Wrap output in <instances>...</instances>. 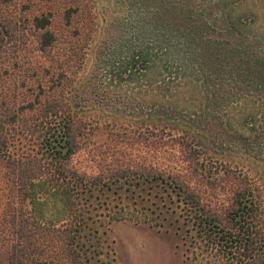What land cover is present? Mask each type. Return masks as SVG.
Instances as JSON below:
<instances>
[{
	"label": "trees",
	"instance_id": "1",
	"mask_svg": "<svg viewBox=\"0 0 264 264\" xmlns=\"http://www.w3.org/2000/svg\"><path fill=\"white\" fill-rule=\"evenodd\" d=\"M129 1L135 8L134 38L123 52L127 33L116 27L111 34V40L121 45L118 59L104 67L110 77L102 79V108L109 114L117 110L121 116L145 119L115 123L117 127L109 131L116 140L114 146L94 153L100 160L96 169L90 172L73 164L76 155L87 152V140L93 139L96 130L72 104L68 74L75 75L74 64L63 61H72L80 53L85 56L90 43L70 42L69 50L61 51L60 63L53 61L59 74L44 72V83L41 80L31 90L33 101L19 104L15 95L0 103V264H94L101 239L90 225V204L81 206L79 190L90 200L94 192L110 191L119 184L130 189L144 184L170 189L216 256L229 257L232 264H264V231L257 229L258 198L249 175L201 157L200 146L186 130L161 125L163 117L174 123L184 117L188 122L202 114L209 117L220 99H242L264 107V33L263 38L251 35L243 16L224 7L225 0ZM258 1L256 15L264 19V0ZM68 4L69 25L92 9L87 0H68ZM43 17L35 18L33 25L39 34L38 51L48 55L58 41L47 31L52 17ZM94 22L90 20L92 28ZM72 35L78 40L81 29ZM14 37L10 35L0 48V62L7 65H17ZM143 79H149L145 93L131 88L137 92L133 98L122 95L124 80L139 85ZM193 100L202 112L181 114L174 107ZM256 114L248 115L252 127ZM21 145L28 150L21 151ZM154 147L169 152L175 165H157L140 152ZM206 189L215 190L216 197L227 194V202L214 205V200L205 198ZM41 200L57 208L58 223L41 219L36 211Z\"/></svg>",
	"mask_w": 264,
	"mask_h": 264
},
{
	"label": "rangeland",
	"instance_id": "2",
	"mask_svg": "<svg viewBox=\"0 0 264 264\" xmlns=\"http://www.w3.org/2000/svg\"><path fill=\"white\" fill-rule=\"evenodd\" d=\"M87 1L91 3L92 9L88 8L86 12L80 13L69 25L66 19L70 7L68 0H0V48L7 40L9 41L10 35L15 36L18 47L17 65L0 62V93H4L0 97V103L15 95L19 99V104L33 101L31 90L36 89L37 83L41 80L44 83V72L47 71L50 75L59 74L53 61L57 60L60 63L61 51L66 48L69 50L70 42H77L78 45L81 43L79 41L90 43V51L85 56L80 53L76 54L72 61L69 58L63 59L66 64L70 62L74 64L75 75L68 74L72 78L69 84L72 89L70 92L72 104H77L78 113L86 117L96 130L93 139L87 140L89 142L87 152H80L81 154L76 155L73 160V164L90 171L92 168L96 169L100 161L94 153L102 154L103 146H114L116 140L109 136V131L117 127L116 124L142 123L145 118L137 121L131 118L130 114L121 116L116 114L119 113L117 110H114L115 114H109L105 112L107 109L102 108L105 101L102 98L104 94L101 88L102 79L106 78L105 75L110 77L104 67L118 59L120 51V43L111 40V34L116 27H120L121 31L127 33L125 42L122 43L125 45L122 51L126 52L130 48L131 39L134 38L131 19L135 14V8L130 5L129 0L126 4L123 3L125 0ZM255 1L225 0L223 5L236 15L243 16L244 23L249 24L248 30L252 31L251 35H260L263 38L264 19L256 15L260 11V4L258 0ZM42 16L52 17L47 31L54 34L58 41L48 55L38 51L39 34L33 25L34 19ZM94 19L92 28V23H89ZM13 25H16L17 31ZM77 28L81 29L82 36L74 40L72 32ZM35 74L37 77L33 76ZM122 77L127 79V75ZM147 80L149 81L143 79L139 85H130L124 80L122 95L133 98V93L137 92L130 90L131 88H138L140 92L145 93L149 89ZM139 91L137 96L140 95ZM188 102L178 108L175 105L174 107L181 114L186 111L204 110L199 107L198 101ZM212 107L209 117H203L202 114L190 122L184 117V121L177 120V123L163 117L161 125L168 124L170 128L177 126L186 130L193 143L200 146L201 157L230 165L242 176L249 175L252 189L258 198L257 229L263 233L264 107L244 102L242 99L239 101L220 99ZM251 111L257 113V121L253 127L250 124L251 117L248 116ZM20 148L21 151L28 150L27 146L21 145ZM140 152L157 165H175V162L170 160V153L161 147L145 148ZM0 182L3 186L2 179ZM81 191L79 190L81 206L87 201L88 205L90 204L89 215L93 217L90 225L98 231L102 244L98 247L99 254L95 257L94 264H232L229 257L216 256L212 246L200 238L193 223L187 218V208L170 189L152 188L149 184L130 189L127 185L119 184L110 191L94 192V197L90 200L88 195ZM205 192V198L209 201L214 200V205L227 202V194L219 193L218 198L213 194L215 190L206 189ZM36 211L46 223L56 224L60 220L57 208L45 200L39 202Z\"/></svg>",
	"mask_w": 264,
	"mask_h": 264
}]
</instances>
